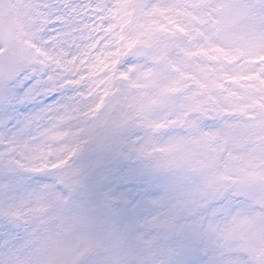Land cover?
Returning a JSON list of instances; mask_svg holds the SVG:
<instances>
[{
	"label": "snow or ice",
	"instance_id": "6c2138e0",
	"mask_svg": "<svg viewBox=\"0 0 264 264\" xmlns=\"http://www.w3.org/2000/svg\"><path fill=\"white\" fill-rule=\"evenodd\" d=\"M0 264H264V0H0Z\"/></svg>",
	"mask_w": 264,
	"mask_h": 264
}]
</instances>
